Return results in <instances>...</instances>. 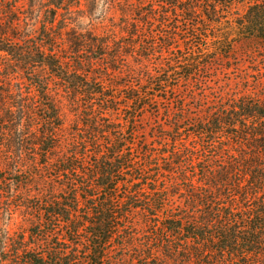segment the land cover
Wrapping results in <instances>:
<instances>
[{
	"label": "trees",
	"instance_id": "trees-1",
	"mask_svg": "<svg viewBox=\"0 0 264 264\" xmlns=\"http://www.w3.org/2000/svg\"><path fill=\"white\" fill-rule=\"evenodd\" d=\"M259 36L264 0H0V264H264V96L189 88Z\"/></svg>",
	"mask_w": 264,
	"mask_h": 264
},
{
	"label": "rangeland",
	"instance_id": "rangeland-1",
	"mask_svg": "<svg viewBox=\"0 0 264 264\" xmlns=\"http://www.w3.org/2000/svg\"><path fill=\"white\" fill-rule=\"evenodd\" d=\"M235 14H244V7L239 6L236 10ZM100 12L97 13L96 16L99 15ZM84 27V26H83ZM262 36H259L257 41L254 42H248L246 45L239 47L237 49V57L232 62L228 61H216L213 64L214 72H207L204 75V80H207L210 82L206 84L204 82V87H195V84L191 85L190 91L194 93L193 91L196 90V93H199L198 91L204 90L206 93L205 96V102L201 105L203 107H211V105H214V102L219 98L220 93L223 92L222 90H225V88L230 87L232 83V90L231 92H227V95H231L234 97H241L244 93V87H250L252 89V93L254 95L264 96V83L261 85H258L257 83L259 81H264V42L260 40ZM213 58L212 55H209L206 58V61H211ZM231 67V70L228 71L225 68ZM7 73L1 72L0 73V93H8L7 95H4L5 98V109L3 108V115L2 118H0V121H6L8 122L9 115L7 114L8 110L10 109V106L13 105L12 101L9 100L10 93L13 91V87H15V79L12 80H6ZM198 78V77H197ZM244 78L248 79L250 82L247 83L244 82ZM196 79V78H195ZM185 87V86H183ZM229 88V89H230ZM184 89V88H183ZM202 95V94H200ZM193 101H190V105H193ZM167 105H162L161 109H164ZM65 107V112L68 115L67 118V124H72L75 121V118L77 117L76 112H74L71 108ZM150 120V119H148ZM5 128L10 127V124H3ZM9 137H7L8 139ZM7 155V154H6ZM2 157L3 154L0 156V191L5 190L9 191L11 189V193H13V182L17 179L14 174H11L10 170H8V167H5L3 165L4 160L6 159ZM7 162V161H6ZM5 163V162H4ZM7 169V170H6ZM1 193V192H0ZM10 196L8 194H0V200L6 199ZM14 204V203H13ZM13 207V206H12ZM15 219H21L20 214L16 213L12 210L8 209V206L6 204L0 203V242L2 241V235L5 234L6 228L10 225L11 222Z\"/></svg>",
	"mask_w": 264,
	"mask_h": 264
}]
</instances>
